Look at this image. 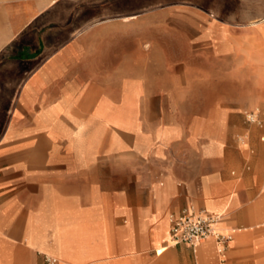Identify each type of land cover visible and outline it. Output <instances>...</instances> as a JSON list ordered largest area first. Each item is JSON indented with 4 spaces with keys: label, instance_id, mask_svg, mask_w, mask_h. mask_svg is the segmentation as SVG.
I'll return each instance as SVG.
<instances>
[{
    "label": "crops",
    "instance_id": "crops-1",
    "mask_svg": "<svg viewBox=\"0 0 264 264\" xmlns=\"http://www.w3.org/2000/svg\"><path fill=\"white\" fill-rule=\"evenodd\" d=\"M135 1L0 0V264H264V158L257 181L227 157L264 89L197 72H264V0ZM137 133L140 167L115 148ZM187 207L236 229L225 260L213 239L156 253Z\"/></svg>",
    "mask_w": 264,
    "mask_h": 264
},
{
    "label": "rangeland",
    "instance_id": "rangeland-1",
    "mask_svg": "<svg viewBox=\"0 0 264 264\" xmlns=\"http://www.w3.org/2000/svg\"><path fill=\"white\" fill-rule=\"evenodd\" d=\"M218 3L219 0H196V3L202 7H205V3ZM135 5L141 6H155L157 4H162L159 0H136L134 2ZM229 9L236 8V1L235 0H229ZM94 8H88L86 7L85 12H95ZM229 69H214L212 71V75H210V71H197L200 75L203 77L213 78L225 81L229 88H233L235 86L236 80L244 79L245 80V87L252 89V81L253 78H257L260 80L261 83V89L263 91L264 89V72L256 73L254 76V72L251 69H240L236 68V65L232 62H229ZM234 67V68H233ZM264 109V103L262 101H253L251 98L245 100L244 105L240 109V112L238 115L234 118H230V126L234 130L232 135V140L229 143L228 147V154L227 157L229 158V161L232 163V167L236 173V175H240L243 173V169L247 168L248 165H250L249 172L251 175L254 176V179L259 181V166H256L255 163L257 158H264V150H261L254 146L253 143V137L255 134V131H259L260 135H258V138L260 139L261 135L263 134L264 130V123L262 126L256 125V124H250L246 121V119L243 116V112L247 109ZM4 122L6 124L7 118L4 119ZM129 136H132L129 138ZM101 138L104 137V135H100ZM145 136L137 133L133 135H117L116 138V145L115 148L117 149V157L118 160H121L124 162L125 160V149L127 147L132 148V160L134 165H138L140 167L143 155L142 151L144 149V146H146V140L144 138ZM108 149L102 150L101 152L105 155H108L110 152ZM263 168V166L261 167ZM247 170V169H246ZM262 178H264V173H262ZM260 178V180L262 179ZM104 186L110 187L111 183L108 180V177H104ZM134 193H140L137 190V187H134ZM260 217L256 220V223L262 222L264 223V193H260ZM199 206V205H198ZM222 226H227L223 224ZM231 226V225H230ZM229 226V227H230ZM257 233H260V235H264V226L260 227L259 229L255 230ZM252 233V232H251Z\"/></svg>",
    "mask_w": 264,
    "mask_h": 264
},
{
    "label": "built area",
    "instance_id": "built-area-1",
    "mask_svg": "<svg viewBox=\"0 0 264 264\" xmlns=\"http://www.w3.org/2000/svg\"><path fill=\"white\" fill-rule=\"evenodd\" d=\"M245 119L250 124L262 126L264 114L260 109L245 112ZM222 215L212 214L205 209L192 207L183 208L170 216L169 236L156 249L161 254L170 246L187 245L197 248L203 241L213 239L222 260L226 259L227 248L232 241L236 229L221 225ZM45 264H58L59 260L49 254H44Z\"/></svg>",
    "mask_w": 264,
    "mask_h": 264
}]
</instances>
